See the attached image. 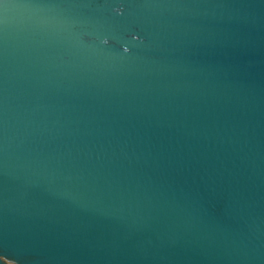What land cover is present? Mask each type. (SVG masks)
<instances>
[{
    "label": "water",
    "instance_id": "water-1",
    "mask_svg": "<svg viewBox=\"0 0 264 264\" xmlns=\"http://www.w3.org/2000/svg\"><path fill=\"white\" fill-rule=\"evenodd\" d=\"M0 264H264V0H0Z\"/></svg>",
    "mask_w": 264,
    "mask_h": 264
}]
</instances>
